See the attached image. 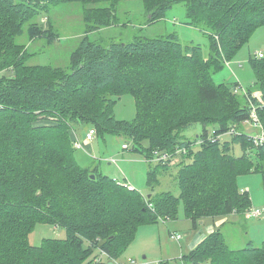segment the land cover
<instances>
[{
  "label": "trees",
  "instance_id": "trees-1",
  "mask_svg": "<svg viewBox=\"0 0 264 264\" xmlns=\"http://www.w3.org/2000/svg\"><path fill=\"white\" fill-rule=\"evenodd\" d=\"M73 1L120 0H0V71L14 73L0 79V264H96V256L90 260L94 248L108 261L120 263L138 227L175 219L180 200L194 225L204 217L246 215L252 199L239 189L237 178L259 171L264 189V147L252 146L245 135L231 134L245 150L235 157L227 144L219 145L217 135L244 124L253 112L264 127V57L250 60L259 97L245 88L234 91L238 81L216 82L214 74L264 25V0H154L156 5L146 0V9L155 6L156 18L184 3L188 25L210 32L207 54L199 44H183L176 33L100 42L85 35L71 54L69 69L29 65L28 52L19 56L25 47L17 41L22 27L32 23V38L40 36L35 35L42 28L34 16ZM93 21L113 23L110 16ZM213 32L220 33V41ZM123 94L135 98L133 120H118L114 114L115 97ZM39 116L58 119L34 123ZM76 123L95 128V138L110 133L131 137L135 145L146 142L145 158L150 161L156 160L155 151L174 154L186 147V153L171 159H178L180 196L169 191L148 196L98 169L79 165L72 145L81 142L73 128ZM195 123L202 124L203 131L186 137L184 132ZM71 131L76 134L73 140ZM157 162L148 170V185L152 172L168 164ZM210 179L208 193L192 192ZM41 222L66 228L67 237L32 245L28 234ZM103 239L108 241L99 246ZM181 261L264 264V241L234 249L218 229Z\"/></svg>",
  "mask_w": 264,
  "mask_h": 264
},
{
  "label": "rangeland",
  "instance_id": "rangeland-1",
  "mask_svg": "<svg viewBox=\"0 0 264 264\" xmlns=\"http://www.w3.org/2000/svg\"><path fill=\"white\" fill-rule=\"evenodd\" d=\"M152 3L156 5V1L150 0L149 4ZM145 4H147L146 0H120L113 4L73 1L52 5L47 8V12H40L34 16V23L36 22L42 28L35 35L40 36L32 38V23L22 27L17 41L24 44L25 47L21 49L19 56L28 52L30 54L27 61L29 65H50L69 69L71 54L85 35L91 41L100 42L111 39L130 41L136 37L151 38L169 33H176L183 44L201 45L204 53H208L210 32L206 27L200 30L188 25L184 3L175 5L166 11L163 17L159 18H156L158 14H156L155 6L148 5V10ZM98 16L103 18V21L110 16L113 23L109 26L100 25L93 21ZM212 35L216 40H221L219 32H213ZM259 52L264 54V25L252 34L248 42L238 50L230 62L224 61V66L214 74L215 81L232 84L237 80L241 82L243 88L249 89L253 95L259 97L261 95L259 85L250 63L252 58H257ZM13 74L8 69L0 71V79L9 78ZM115 100L114 114L118 120H133L136 117V102L132 94L117 96ZM41 117L43 116H39L34 123L53 122L58 119L57 116H52L49 119ZM252 126V123H248L236 128L244 131ZM73 128L81 142L85 140L86 130L89 126L76 123ZM208 130L212 131L213 127L208 126ZM202 131V124L195 123L188 127L184 133L186 137L194 138ZM70 134L73 140L76 134L73 131ZM124 143H128L129 148H124ZM143 143L144 146L147 145L146 142ZM226 144L228 145L227 151L233 156L242 157L245 154L241 140L231 134L226 133L220 137L219 145L224 148ZM72 145L75 146L74 141H72ZM144 146L135 145L131 137L105 133L104 136L99 135L93 140L92 152H88L83 147H75L74 156L79 165L95 168L109 177L133 183V187L148 196L155 192L169 191L179 197L181 186L178 171H176L177 167L174 165L167 164L159 167L156 172L153 171V180L149 186L147 185V172L158 162L155 159L146 160ZM198 148L195 147L194 151H197ZM253 153L255 154V152ZM254 154H250L249 158L256 162ZM169 162L172 161L167 163ZM262 179V174L259 171L243 173L237 178L239 189L243 188L242 191L249 192L253 208L260 209V215L247 216L233 213L216 215L207 219L204 217L199 219L196 229H194L192 220L186 216L185 203L180 200L175 219L159 220L138 227L135 238L125 248L120 261L126 262L131 258L133 264H182L181 256L191 249L189 243L194 236L203 234L205 237L211 231L218 229L223 231L231 248L240 249L250 242L257 246L261 245L264 241ZM211 181V179L204 180L197 184L192 192L194 194L208 193ZM67 234L64 227L41 222L30 231L28 240L32 245H41L46 238L63 239L67 237ZM174 234H181L182 238L172 237ZM84 243L86 246L90 245L88 240H85ZM95 256L101 258L102 262L108 261L106 255L99 253L98 248L93 249L90 260H93Z\"/></svg>",
  "mask_w": 264,
  "mask_h": 264
},
{
  "label": "built area",
  "instance_id": "built-area-1",
  "mask_svg": "<svg viewBox=\"0 0 264 264\" xmlns=\"http://www.w3.org/2000/svg\"><path fill=\"white\" fill-rule=\"evenodd\" d=\"M258 57H264V54L262 52H259ZM234 91H239V90H243L244 88L242 87V85H235L234 86ZM248 123H252L253 126L246 128L244 131L239 130L236 127H239L236 125V127H232L227 133L228 134H232L234 136L237 135H245L248 139L249 142H251L252 146L256 147V148H260V147H264V127L260 124V122L258 121V118L256 117V114L253 112L252 113V118L245 121L244 124H242L241 126L248 124ZM96 136V129L92 128L87 130L86 135H85V140L88 142H92L94 140ZM218 138H220V135H217ZM202 142V140H198V144H200ZM74 145L75 147H82L83 144L82 142H79V140H75L74 141ZM124 148H129V144L128 143H124L123 144ZM187 148L183 147V148H179L177 149L176 154H180V153H186ZM174 154H172L171 152H163L160 153L158 151L154 152V155L156 156V160L157 161H161V162H168V161H172L171 159L174 158ZM119 182H121L124 186L128 187L129 189H134V187L132 186V184L128 183V182H123L122 180H119ZM261 214V210L260 209H255L252 208L249 212L246 213L247 216H257ZM166 221V220H164ZM173 237H175L176 239H181L182 235L181 234H174L172 235ZM101 255H106L104 252L101 253ZM96 264H100L102 262L101 258H95ZM116 264H133V260L130 258L128 259L126 262H120V263H116Z\"/></svg>",
  "mask_w": 264,
  "mask_h": 264
},
{
  "label": "crops",
  "instance_id": "crops-1",
  "mask_svg": "<svg viewBox=\"0 0 264 264\" xmlns=\"http://www.w3.org/2000/svg\"><path fill=\"white\" fill-rule=\"evenodd\" d=\"M235 81H237V80H235ZM234 81V82H235ZM239 82V81H238ZM241 82H239V84H240ZM241 85V84H240ZM83 141V148L84 149H86L88 152H92V149H93V142H88V141H86V140H82ZM180 160V159H179ZM178 163V159L177 160H174V161H172V162H169L168 163V165H174L175 167H177L176 168V171H178V169H179V165L177 164ZM148 173V172H147ZM113 178H115V177H113ZM127 178V177H126ZM115 179H117V178H115ZM117 180H121V179H117ZM130 181V180H129ZM131 182V181H130ZM132 183V182H131ZM133 184V183H132ZM147 185H148V174H147ZM149 186V185H148ZM134 188H136V187H134ZM243 189V188H242ZM241 189V190H242ZM245 190V189H244ZM188 217V216H187ZM188 218H190V217H188ZM208 217H205V219H207ZM247 218H249V217H247ZM191 219V218H190ZM160 220H162V219H160ZM192 220V219H191ZM158 222V221H157ZM193 222V221H192ZM155 223V222H154ZM193 228L194 229H196V225H194L193 224ZM212 232V231H211ZM210 232V233H211ZM173 237V236H172ZM206 237V236H205ZM204 235L203 234H198V235H196V236H194V238H193V240L189 243L190 244V250H192L194 247H196L204 238ZM189 250V251H190ZM182 257V256H181ZM128 260V259H127ZM123 262V261H122ZM124 263V262H123Z\"/></svg>",
  "mask_w": 264,
  "mask_h": 264
},
{
  "label": "water",
  "instance_id": "water-1",
  "mask_svg": "<svg viewBox=\"0 0 264 264\" xmlns=\"http://www.w3.org/2000/svg\"><path fill=\"white\" fill-rule=\"evenodd\" d=\"M92 177L94 178L95 175L92 174ZM107 241H108V239H103V240H101L100 243H99V246H102V245H103L104 243H106ZM106 264H114V262H113V261H108Z\"/></svg>",
  "mask_w": 264,
  "mask_h": 264
}]
</instances>
